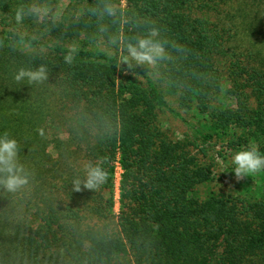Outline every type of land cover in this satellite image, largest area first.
<instances>
[{
    "label": "trees",
    "instance_id": "16d2710c",
    "mask_svg": "<svg viewBox=\"0 0 264 264\" xmlns=\"http://www.w3.org/2000/svg\"><path fill=\"white\" fill-rule=\"evenodd\" d=\"M96 3L0 0V134L32 174L0 189V264H264V170L232 164L264 155V0H127V23ZM152 26L168 58L134 75L112 38ZM40 64L44 83L14 80ZM98 158L107 183L73 191Z\"/></svg>",
    "mask_w": 264,
    "mask_h": 264
},
{
    "label": "clouds",
    "instance_id": "9594fccd",
    "mask_svg": "<svg viewBox=\"0 0 264 264\" xmlns=\"http://www.w3.org/2000/svg\"><path fill=\"white\" fill-rule=\"evenodd\" d=\"M127 0H97V3L87 9L88 13L95 16L98 21L110 19L113 23L128 22L126 17ZM31 14L39 15L40 7L32 6L28 10ZM24 9L16 13V20L20 22L25 15ZM135 23V22H133ZM106 31L105 26L99 29ZM114 45L121 43L120 65L125 64L128 71L135 75L137 67H144L147 70L156 69L168 58V42L161 39V30L157 26L150 27L146 34L137 36L135 42H123L117 35L111 41ZM77 51L76 46L68 49L64 55V63L72 65ZM49 77L47 65L40 64L33 67H21L17 70L14 80L19 83L27 81L28 85L42 84ZM40 131L43 135L42 130ZM20 145L15 138L5 131L0 134V189L6 192L15 193L29 184L32 174L21 163L19 154ZM104 159L98 158L96 162L84 164L83 177L77 176L72 180V190L79 192L83 189L99 191L107 183L109 173L104 167ZM233 171L237 181L257 172L264 170V155H261L256 148L243 149L236 152L232 157Z\"/></svg>",
    "mask_w": 264,
    "mask_h": 264
},
{
    "label": "rangeland",
    "instance_id": "374dc122",
    "mask_svg": "<svg viewBox=\"0 0 264 264\" xmlns=\"http://www.w3.org/2000/svg\"><path fill=\"white\" fill-rule=\"evenodd\" d=\"M118 171V169H117ZM230 175H228V177L226 176V180L229 179ZM118 180H119V171L116 174V180H115V195H114V199H115V204H114V211L117 213L118 209H119V203H118V190H117V186H118Z\"/></svg>",
    "mask_w": 264,
    "mask_h": 264
}]
</instances>
